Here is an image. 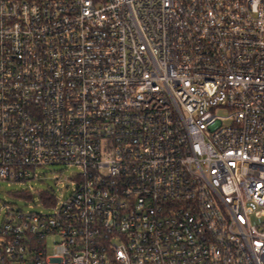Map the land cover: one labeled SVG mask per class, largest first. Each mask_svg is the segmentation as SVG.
<instances>
[{
	"label": "built area",
	"instance_id": "1",
	"mask_svg": "<svg viewBox=\"0 0 264 264\" xmlns=\"http://www.w3.org/2000/svg\"><path fill=\"white\" fill-rule=\"evenodd\" d=\"M49 166L0 264H264V0H0V181Z\"/></svg>",
	"mask_w": 264,
	"mask_h": 264
},
{
	"label": "rangeland",
	"instance_id": "2",
	"mask_svg": "<svg viewBox=\"0 0 264 264\" xmlns=\"http://www.w3.org/2000/svg\"><path fill=\"white\" fill-rule=\"evenodd\" d=\"M217 114L227 117V111L220 109ZM228 120L226 124L228 125ZM80 166H49L34 168L31 170V177L26 181L8 182L0 181V228L5 220L7 207L21 209L24 212L46 213L50 211L44 204L42 194H51L58 204L70 198L76 189V179L81 174ZM31 195L25 199L23 194Z\"/></svg>",
	"mask_w": 264,
	"mask_h": 264
}]
</instances>
